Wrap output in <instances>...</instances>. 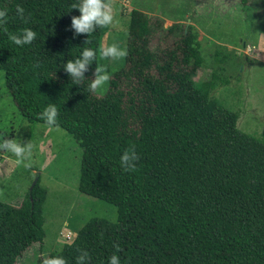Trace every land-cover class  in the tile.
Segmentation results:
<instances>
[{"label":"trees","instance_id":"16d2710c","mask_svg":"<svg viewBox=\"0 0 264 264\" xmlns=\"http://www.w3.org/2000/svg\"><path fill=\"white\" fill-rule=\"evenodd\" d=\"M239 1L242 9L249 1L264 7V0ZM79 2L0 0L9 9V31L36 33L30 44L16 46L0 32V71L12 103L28 123L44 125L39 113L56 105L52 127L81 149L79 192L117 210L116 222L90 219L46 259L75 264L83 249L89 264H106L114 253L121 264H264V140L240 131L237 115L194 85L203 62L196 34L189 26L179 35L177 25L164 30L132 10L123 66L100 94L87 79L98 68L107 25L87 44L84 34L73 38L70 22L79 11L72 5ZM16 4L25 10L23 21ZM159 35H173L169 48L153 43ZM82 47L93 48L95 59L86 80L72 84L63 64ZM129 148L136 167L122 171L119 156ZM38 182L19 205L0 201V264H17L43 245L45 191Z\"/></svg>","mask_w":264,"mask_h":264},{"label":"rangeland","instance_id":"374dc122","mask_svg":"<svg viewBox=\"0 0 264 264\" xmlns=\"http://www.w3.org/2000/svg\"><path fill=\"white\" fill-rule=\"evenodd\" d=\"M113 22L107 25L99 46L98 67L108 75L124 63L105 58L100 49L110 44L126 48L132 10L162 23L164 30L177 25L191 27L203 62L193 82L207 89L209 99L237 115L236 127L264 140V7L249 1L242 9L239 0H106ZM160 29H158L159 31ZM175 34V33H174ZM173 34V35H174ZM173 35H159L153 43L170 47ZM107 88V81L102 94ZM17 139L31 144L27 162L2 149L0 153V201L19 205L32 184L45 191L43 245L29 248L17 264H37L50 251L73 240L76 231L98 217L117 221L116 207L86 196L78 190L81 149L64 130L40 123H28L18 112L4 86L0 71V142ZM115 218V219H113Z\"/></svg>","mask_w":264,"mask_h":264},{"label":"clouds","instance_id":"9594fccd","mask_svg":"<svg viewBox=\"0 0 264 264\" xmlns=\"http://www.w3.org/2000/svg\"><path fill=\"white\" fill-rule=\"evenodd\" d=\"M73 9L79 11V16L71 18L70 27L74 30L73 38L76 35L84 34V44L88 43V36L96 30L98 26L109 25L113 22V15L111 5L105 0H80L78 4L72 5ZM16 18L23 21L25 19V10L20 4L15 5ZM9 9L7 7H0V32L7 36V40L16 46H23L30 44L36 37V33L30 28H24L20 32L9 31L7 24L9 21ZM95 50L91 47H82L79 55L75 59L67 60L63 64V70L69 74L72 84H79L86 80L83 73L93 65L95 59ZM100 55L105 58L119 60L127 55V50L119 47L116 44H110L100 49ZM109 75L102 68L93 69V78L87 79L89 81L87 87L90 91L102 90ZM40 119L48 126H54L57 119V107L53 103L46 105L42 112L39 113ZM0 148L11 152L16 157V162H27L31 156V144L22 143L17 139H5L0 142ZM138 160L137 153L134 149L129 148L124 150L119 156V167L122 171H132L136 167ZM115 219V218H113ZM117 252L119 246L114 245ZM79 254L75 257V264H89V253L83 249H78ZM44 264H66L63 257H53L46 259ZM106 264H121L120 258L117 254H112L107 258Z\"/></svg>","mask_w":264,"mask_h":264},{"label":"water","instance_id":"95a60500","mask_svg":"<svg viewBox=\"0 0 264 264\" xmlns=\"http://www.w3.org/2000/svg\"><path fill=\"white\" fill-rule=\"evenodd\" d=\"M35 183H36V182H34V183L32 184V186H33ZM32 186H31V187H32Z\"/></svg>","mask_w":264,"mask_h":264}]
</instances>
